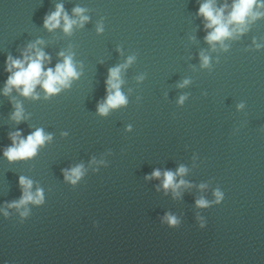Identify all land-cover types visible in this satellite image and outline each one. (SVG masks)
<instances>
[{
  "label": "water",
  "instance_id": "95a60500",
  "mask_svg": "<svg viewBox=\"0 0 264 264\" xmlns=\"http://www.w3.org/2000/svg\"><path fill=\"white\" fill-rule=\"evenodd\" d=\"M205 2L0 0V264H264V0L212 44ZM233 3L214 0L225 18ZM57 5L76 21L68 33L63 19L44 26ZM37 50L45 70L71 55L78 76L55 94L5 95L8 58ZM123 65L127 103L101 115L109 70ZM37 129L51 139L10 162V134ZM77 166L72 184L65 172ZM180 167L174 184H184L165 189L163 173ZM21 176L43 203L8 206L22 198Z\"/></svg>",
  "mask_w": 264,
  "mask_h": 264
},
{
  "label": "clouds",
  "instance_id": "9594fccd",
  "mask_svg": "<svg viewBox=\"0 0 264 264\" xmlns=\"http://www.w3.org/2000/svg\"><path fill=\"white\" fill-rule=\"evenodd\" d=\"M257 5V0H234L232 10L228 17L224 16V7L216 8L214 6V0H206L205 3L200 5L198 15L202 16L205 23L206 29H211L208 35L205 37L206 41L210 44L214 42H222L225 38L233 35V30H230V25H244L247 17L251 14L253 18L261 15L260 13H253L254 6ZM84 10L81 8L74 9L76 14H81ZM61 19L64 21V31L70 32L73 25L76 23L63 12V6L57 5L56 11L47 16L44 20V26L49 30L55 29L60 26ZM87 20V17L81 16V21ZM98 31H102V26H98ZM235 31L243 32L245 28L239 27ZM30 47H35L32 45ZM259 48L260 45H257ZM64 56V53L60 54ZM49 59L42 51L37 50L35 57L25 55L23 60L8 58V66L6 71L11 73L6 81L4 88V94L7 95L13 88H16L21 95L25 97L32 96L37 85H40L47 94H55L61 90V87L70 86V81L78 76L76 69L73 64L72 56H64L63 63L57 64L55 69L48 68L44 69V61ZM134 57H129L128 63L130 64ZM202 67L209 65L208 56L201 54ZM26 65V66H25ZM112 68L109 70V78L106 81L109 94L107 95L106 101L103 104L98 105V112L101 115H107L110 108L114 109L127 103L126 97L120 91V80L121 67ZM15 69V71H13ZM142 79V77H141ZM189 81L185 80L180 87L188 84ZM185 97H180V103H183ZM239 107H243L240 105ZM14 120L20 122L22 118V110L19 105H16V111L13 113ZM20 133L10 134L12 140V146L8 147L4 151V156L10 161L24 160L35 156L38 146L43 145L47 140L51 139L50 135H45L42 129H37L34 133L28 135L26 138H19ZM185 172L184 167L178 169V173L174 174L171 171H165L163 173V187L177 188L184 184L181 180L179 184H174L175 175H182ZM82 171L81 166L72 168L70 171L65 172V179L75 184L81 177ZM161 172L159 170L153 171L149 179L160 178ZM19 184L23 189L22 198L18 202H13L8 205L9 207H15L19 209L22 205L32 202L35 204L43 203V193L41 190H37L33 195L29 189L32 187V181L21 176L19 178ZM216 202L219 203L223 198V194L220 191L215 192ZM197 205L200 207H206L207 202L203 199L198 200ZM7 215V213H5ZM27 212H22L21 216H26ZM166 221L170 226H176L178 221L174 216L167 215ZM204 225L201 224V227Z\"/></svg>",
  "mask_w": 264,
  "mask_h": 264
}]
</instances>
